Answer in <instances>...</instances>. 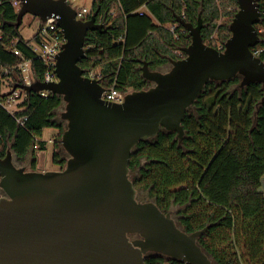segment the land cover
<instances>
[{
    "label": "water",
    "instance_id": "water-1",
    "mask_svg": "<svg viewBox=\"0 0 264 264\" xmlns=\"http://www.w3.org/2000/svg\"><path fill=\"white\" fill-rule=\"evenodd\" d=\"M21 1L17 26L26 14L43 22L54 17L66 42L56 56L58 81L15 84L8 94L23 88L63 96L67 126L60 141L69 156L65 166L44 171L17 166L11 149L0 156V264H146L147 252L214 264L198 242L209 226L187 232L171 212L138 200L130 159L140 140L162 128L183 139L187 110L210 80L240 74L241 86L258 81L264 88V60L253 51L261 42L259 0H237L224 49L204 41L201 13L197 23L176 16L191 36L185 55L170 59L167 71L143 61V76L153 84L127 92L123 102L103 98L106 86L79 63L87 33L105 26L98 11L83 20L68 0Z\"/></svg>",
    "mask_w": 264,
    "mask_h": 264
},
{
    "label": "trees",
    "instance_id": "trees-1",
    "mask_svg": "<svg viewBox=\"0 0 264 264\" xmlns=\"http://www.w3.org/2000/svg\"><path fill=\"white\" fill-rule=\"evenodd\" d=\"M225 1L95 0L92 14L98 11V19L105 14V26L87 33L86 56L79 63L85 70L99 68L105 85L115 83L125 91L148 88L153 83L143 76V61L153 70H163L170 59L183 57L182 47L191 43L188 29L176 16L197 23L201 13L204 41L216 47L226 42L231 35L227 23L238 2L227 0L235 6L230 9ZM259 2L262 20L257 28H264V0ZM18 11L12 0H0V156L11 149L24 161L31 154V168L36 169L38 151L47 148L44 129L55 127L59 133L53 159L63 167L67 159L59 149L67 124L58 117L65 107L63 96L25 90L15 113L3 103L11 87L23 83L20 65L25 58L31 59L37 80L46 71L28 45L38 31L33 39H25L22 23L16 25ZM222 15L229 17L226 24H219ZM169 24H176L175 31ZM260 35L264 38V33ZM263 45L262 39L258 46ZM260 57L264 60V52ZM241 82L240 74L210 80L187 110L183 139L162 128L156 136L139 141L129 165L138 200H152L171 212L187 232L209 226L198 242L214 264H264V88L258 81L245 86ZM36 142L39 148H34ZM145 261L186 264L156 252H147Z\"/></svg>",
    "mask_w": 264,
    "mask_h": 264
},
{
    "label": "built area",
    "instance_id": "built-area-1",
    "mask_svg": "<svg viewBox=\"0 0 264 264\" xmlns=\"http://www.w3.org/2000/svg\"><path fill=\"white\" fill-rule=\"evenodd\" d=\"M72 5V0H68ZM13 5L17 8L21 7L22 1L21 0H12ZM77 11V18L79 19H87L90 18L92 14V10L87 7L76 8ZM143 13V10H140ZM98 22L105 23V14H102L98 19ZM169 28L175 31L176 24H171ZM259 33H264V28H258ZM38 35L34 39L28 43L31 49L34 51L35 55L39 57L46 66V71L44 74V78L42 81H58L59 77L56 72V56L62 50L64 43L66 42V37L61 29V27L57 24V20L54 17L48 18L46 22H42L41 27L38 30ZM2 38V33L0 32V39ZM264 38L261 37V41ZM219 49H224L225 43L219 42L217 45ZM253 51L256 55L260 56L264 52V45L258 46L256 45L253 48ZM17 54H21L18 49H15ZM21 70L23 73V83L31 84L35 80L34 73L31 66V59L25 58L21 63ZM85 74L89 77L99 79L102 83L103 82V74L99 68H91L89 70H85ZM105 85V84H104ZM106 90L103 93V98L108 101L113 102H123L127 91L117 88L115 83L111 85H105ZM13 87V86H12ZM11 87V89H12ZM10 89V90H11ZM25 90L23 88H17L11 94H8L6 99L4 100V106L11 112L15 113L19 107V103L23 97V92ZM43 96H47L50 91L48 90H41L39 91ZM52 141V140H51ZM39 143L36 142L34 144V148H39ZM5 196V192L0 191V200Z\"/></svg>",
    "mask_w": 264,
    "mask_h": 264
},
{
    "label": "rangeland",
    "instance_id": "rangeland-1",
    "mask_svg": "<svg viewBox=\"0 0 264 264\" xmlns=\"http://www.w3.org/2000/svg\"><path fill=\"white\" fill-rule=\"evenodd\" d=\"M94 2L95 0H72V3H73V6L76 7V8H82V7H87L89 8L90 10H92L93 8V5H94ZM225 3L227 4V0L225 1ZM229 8L233 9L235 6L232 2H230L229 4ZM239 7V6H238ZM18 10H19V7H18ZM221 10L223 11L224 10V7L223 5H221ZM229 20V17L227 15H222L220 20H219V24H226L227 21ZM204 21V20H203ZM232 21V20H231ZM229 21L227 24L230 25V22ZM42 20L37 17V16H34L32 14H26L22 20V24L20 26V32L21 34L23 35V37L25 39H33V36L35 35V33L39 30V28L41 27L42 25ZM171 24H169L170 26ZM261 28V27H259ZM220 36V35H219ZM262 37V36H261ZM34 41V39L32 40ZM172 66V63L170 62L166 68H164L162 71H167L171 68ZM9 86L7 84L4 85V90H8ZM134 89L132 88H129L127 90V92H130ZM64 110V107L59 109L58 111V117L60 119H62L65 123H66V120L63 119L61 117V112ZM67 124V123H66ZM59 133V131H58ZM58 133H57V129L55 127H47L44 129V132H43V137L45 139L49 138L50 136L56 134L54 137H55V140L57 139L56 137L58 136ZM62 156H64L66 159L68 158L69 154L68 152L66 151V149L63 147V145H61V148L59 149ZM38 164H39V167L40 166H45L47 168H51V169H48V170H55V169H59L61 168V166L54 161L53 159V144L52 143H48V147L44 150H39L38 151ZM13 160H15L19 165H22V166H25L27 169H32L31 168V161H32V155L30 154L29 156H27V159L24 160V161H21L19 160L14 154H13ZM263 190H264V175H263ZM1 191V189H0ZM142 199H145L147 200L148 197L147 196H144L142 195L141 196Z\"/></svg>",
    "mask_w": 264,
    "mask_h": 264
},
{
    "label": "crops",
    "instance_id": "crops-1",
    "mask_svg": "<svg viewBox=\"0 0 264 264\" xmlns=\"http://www.w3.org/2000/svg\"><path fill=\"white\" fill-rule=\"evenodd\" d=\"M57 129V128H56ZM57 133H58V129H57ZM56 134H54V135H52V136H50L49 138H47L46 140L48 141V143H52L53 144V152H54V142H55V136ZM42 138L43 139H45L43 136H42ZM52 140V141H51ZM48 143H47V147H48ZM39 156V155H38ZM38 159H37V162H36V169L37 170H48V169H51V168H47V167H45V166H40L39 167V164H38Z\"/></svg>",
    "mask_w": 264,
    "mask_h": 264
},
{
    "label": "flooded vegetation",
    "instance_id": "flooded-vegetation-1",
    "mask_svg": "<svg viewBox=\"0 0 264 264\" xmlns=\"http://www.w3.org/2000/svg\"><path fill=\"white\" fill-rule=\"evenodd\" d=\"M0 189H1V188H0ZM1 191L3 192L2 189H1ZM131 237H132V238H135V237H138V235H136V234H132Z\"/></svg>",
    "mask_w": 264,
    "mask_h": 264
}]
</instances>
